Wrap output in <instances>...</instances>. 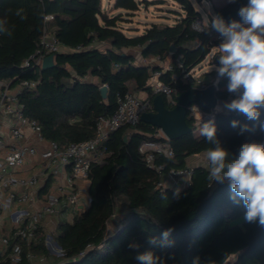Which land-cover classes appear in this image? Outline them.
<instances>
[{
	"label": "trees",
	"instance_id": "trees-1",
	"mask_svg": "<svg viewBox=\"0 0 264 264\" xmlns=\"http://www.w3.org/2000/svg\"><path fill=\"white\" fill-rule=\"evenodd\" d=\"M170 1L177 6L172 11L176 15L172 25L151 23L142 34L127 37L122 23L130 22L141 6L164 1L114 0L110 12L124 13L112 15L104 10L102 0H0V19L7 20L12 33H0V80L36 83L33 89L23 91L19 100L25 116L36 121L47 141L60 149L87 141L95 136L97 119L115 112L119 96L131 91L144 92L152 102L155 95L150 83L154 73H158L159 81L174 88V100L193 87L191 72L216 43L207 32L192 28L200 14L191 0ZM247 3L248 0H230L213 4L211 19L219 15L226 24L243 23L238 12ZM18 9L24 10L27 19L21 20L15 14ZM46 16L52 19L45 21ZM208 29L215 30L211 24ZM45 33L54 35L68 52L54 53L52 68H23ZM135 48L140 50L142 60L158 59L168 62L169 68L142 66L132 55L123 53ZM209 76L218 79L217 100L229 99L231 95L225 89L227 77H220L216 70ZM90 77L98 83L85 81ZM101 86L107 89L105 99L100 94ZM162 98L164 106L172 109L173 105ZM233 120L239 122L236 127L232 126ZM185 121L192 132L169 141L173 157L155 160L164 164V171L187 169L188 158L216 146L200 132L194 134L195 119L188 113ZM213 121L216 138L228 151L229 159L235 158L245 143H264V107L256 120L231 111L217 113ZM244 125L248 130L241 132ZM156 132L157 128L139 121L111 133L103 163L92 165L89 171L88 208L78 211L71 222L57 225L53 239L62 255L54 256L48 251L45 234L40 230L38 243L19 242L24 256L22 264H28V254L56 264H138L135 256L149 250L165 264H192L195 257H200L201 264L209 260L216 264H264V226L258 221L243 220L246 208L242 202L237 204L231 199L229 182L211 184L206 166L191 169L179 198L174 196L173 188L159 185L161 175L148 168L138 152L141 141ZM238 221L242 242L228 252L213 248L216 240ZM169 228L174 229L169 237L172 243L160 246L162 233ZM150 237L158 243L150 244ZM133 242L139 248H129ZM232 254L238 256L230 262Z\"/></svg>",
	"mask_w": 264,
	"mask_h": 264
},
{
	"label": "built area",
	"instance_id": "built-area-1",
	"mask_svg": "<svg viewBox=\"0 0 264 264\" xmlns=\"http://www.w3.org/2000/svg\"><path fill=\"white\" fill-rule=\"evenodd\" d=\"M51 19V16L44 18L45 21ZM208 27L203 28L201 20L192 24L195 31L207 32L208 38L216 45L222 43L223 37L220 33L209 30ZM62 49L54 35L45 33L36 51L24 61L22 67L29 69L41 65L44 57L62 52ZM35 85V82L29 80L15 84L11 79L0 80V218L7 224V230L0 236V245L5 249L7 264H22L24 256L19 242L26 244L37 242L38 232L46 217L58 215L63 208H69L75 211V214L78 212L77 205L81 190L76 188V183L77 181L89 182L91 166L103 163L105 145L110 134L124 125H136L140 121L141 114L152 111V102L147 97L140 98L137 93L128 92L117 98V107L111 116L97 119L93 138L79 143H70L60 149L56 143L44 138L41 127L36 121L24 114V105L20 102L19 96L23 91L33 89ZM150 88L153 95L164 96L169 104L175 105L174 88L159 81L158 73L152 75ZM238 95L232 97V100ZM217 107L219 111L216 110ZM229 112L231 111L218 103L208 112L203 111L198 105H192L187 109L189 116L195 119V127L199 129L203 123L213 121L217 113ZM138 152L143 155L148 168L165 176L166 182L160 180V186L166 187L165 184L175 186L178 179L184 177L189 180L190 168L164 171V164L155 162L158 158L173 157L169 140L160 130L157 129L152 136L143 139L138 146ZM35 156L39 157V168L29 176H20V167L29 158ZM60 167L69 168L66 178L68 189L56 186L55 191L45 195L43 204L38 209H33L32 202L38 188L43 185L44 179L58 175ZM20 189L22 190L18 192ZM86 202L90 203L88 196ZM54 242L50 234L45 235L46 248L59 257L62 253ZM25 259L28 264H33L38 257L28 254Z\"/></svg>",
	"mask_w": 264,
	"mask_h": 264
},
{
	"label": "clouds",
	"instance_id": "clouds-1",
	"mask_svg": "<svg viewBox=\"0 0 264 264\" xmlns=\"http://www.w3.org/2000/svg\"><path fill=\"white\" fill-rule=\"evenodd\" d=\"M23 9H18L16 15L21 20L27 19ZM238 15L243 23L232 21L226 24L223 18L216 15L211 20V26L223 37L222 43L213 49L219 55V67L216 69L220 77H227V89L239 93L238 98L225 103L224 108L244 114L249 120L260 116L264 107V0H248L247 5L239 9ZM209 20H203V28H207ZM244 25H248L245 27ZM202 30V28H201ZM0 33L11 36L7 20L0 19ZM219 111V107L216 109ZM238 121L233 120L236 127ZM264 129V124L261 125ZM248 130L244 125L241 132ZM200 133L210 144L216 145L206 151L208 180L211 182H229L231 199L237 204L243 203L246 208L245 220L257 222L264 226V143H245L235 158L229 159V153L222 148L216 138L214 121L203 123ZM210 184V185H211ZM180 189L174 193L179 198ZM174 229L169 228L162 233L160 246H168L172 242L169 237ZM149 243H158L155 237L149 238ZM129 248L137 249L139 245L130 243ZM138 264H165L164 260L153 251H145L135 256ZM192 264H201L200 257H195ZM206 264H216L207 261Z\"/></svg>",
	"mask_w": 264,
	"mask_h": 264
},
{
	"label": "rangeland",
	"instance_id": "rangeland-1",
	"mask_svg": "<svg viewBox=\"0 0 264 264\" xmlns=\"http://www.w3.org/2000/svg\"><path fill=\"white\" fill-rule=\"evenodd\" d=\"M143 1V0H140ZM149 3L154 0H145ZM164 2H160L159 4H149L146 8L144 6H141L139 11L133 16L130 20V23H122V27L124 30V34L127 37H133L137 36L139 34L143 33L144 28L146 25L151 23H159L163 22L164 24H172L171 22L175 19V14L172 12L173 10H177V6L173 4L170 0H163ZM166 1V2H165ZM230 0H204L202 2H199L198 0H191L192 4L194 5L195 9L200 14V20L203 23V20L205 17L209 20V25L211 24V7L213 4L219 5V4H225L229 2ZM110 2V3H109ZM113 2V0H103L102 6L104 9H106L108 12H110V4ZM121 12V11H120ZM123 12V11H122ZM115 14V12H110L109 14ZM162 15V16H161ZM246 27L248 25H245ZM130 28V29H129ZM129 29V30H127ZM219 45H216L217 47ZM213 47V49L215 48ZM213 49L210 51V53L205 57V59L191 72V78H192V84L194 88L200 87L202 85H217L218 79H211L209 76V73L213 70H216L219 66L213 64V58L215 57V54L213 52ZM127 51V50H124ZM140 60V58H139ZM145 63L149 64L150 66H157L161 67L163 69H167L169 67L168 62H160L157 60L153 61H145ZM87 81V80H85ZM225 89L228 91L227 86L225 85ZM228 93L231 95V98H229L226 102L219 101L218 104L222 105L224 107L225 103H228L232 101V97L236 96L238 93ZM226 109V108H225ZM198 117V114H197ZM201 129L199 127H196L194 129V134H197L200 132ZM196 163L199 164H205L207 166L208 162L207 160L197 159ZM245 220V218L243 219ZM242 242V234L240 230V221L235 223L231 229L225 233L224 235L220 236L215 244L213 245V248L220 250L222 252H228L234 247L238 246ZM235 254H232L229 256L228 261H234Z\"/></svg>",
	"mask_w": 264,
	"mask_h": 264
},
{
	"label": "crops",
	"instance_id": "crops-1",
	"mask_svg": "<svg viewBox=\"0 0 264 264\" xmlns=\"http://www.w3.org/2000/svg\"><path fill=\"white\" fill-rule=\"evenodd\" d=\"M102 2H103V0H102ZM113 2H114V0H113ZM113 2L110 4V7L112 6ZM104 10H106V9H104ZM117 13H120V11H115V14H117ZM121 13H124V12L121 11ZM174 22H175V20H173L171 23L173 24ZM128 23H130V22H128ZM155 24H164V23L159 22V23H155ZM172 24H170V25H172ZM129 29H127V30H129ZM123 32H124V30H123ZM126 50L127 51L123 50V53L132 55L140 65H142V66L149 65V64L145 63L144 60L141 59V57L139 55L140 50L138 48L126 49ZM62 52H68V50L66 48H63ZM139 58H140V60H139ZM150 61H153V60H150ZM86 80H87V82H90V83H94V84L98 83V80L95 78L90 77V78H87ZM131 92L137 93V95L140 98H146L147 97V95L144 92H137V91H131ZM224 102H226V101H224ZM205 153L206 152L198 154V155H194V156L188 158L187 159V168L192 169L195 167H206L205 164L196 163L197 159L206 160ZM38 165H39V157L35 156L32 158H29L26 161V163L22 167H20V169H19L20 176H23V177L29 176L31 173H33L34 171H36L39 168ZM68 174H69V168L68 167H66V168L60 167L58 175L51 176V177H48L47 179H44L43 185L38 188V190L34 196V201L32 202V208L38 209L43 204L45 195L49 192L55 191L56 186H61L65 189L67 187L66 178H67ZM160 180L165 183L166 182L165 176H161ZM187 183H188V180L184 177V178L178 179L177 184L175 186H172L170 184H165V186L169 187V188H173L174 190H177V189H182L184 186H186ZM88 186H89V182H86V181H77V183H76V188L81 190V192L79 194V202L77 205L78 211L85 210L88 208L89 204L86 202V197L88 196V193H87ZM67 189H68V187H67ZM21 190L22 189L18 190V192H20ZM74 214H75V211L73 212V210H71L69 208L68 209L63 208L62 211L58 215L46 217L44 219V221L42 222L41 230H43L45 235L50 234L52 237H54L56 234V228H57L58 223L59 222H71ZM6 230H7V224L5 223V221H3V219L0 218V236L2 234H4ZM35 243H38V240ZM48 251L52 255L55 256V254H53V252L51 250L48 249ZM4 254H5V249L0 245V264H3L4 262H6L5 261L6 258H5ZM37 257H38V259L33 264H56V263L51 262V260H45L40 256H37Z\"/></svg>",
	"mask_w": 264,
	"mask_h": 264
},
{
	"label": "water",
	"instance_id": "water-1",
	"mask_svg": "<svg viewBox=\"0 0 264 264\" xmlns=\"http://www.w3.org/2000/svg\"><path fill=\"white\" fill-rule=\"evenodd\" d=\"M198 1L202 2L204 0ZM213 64L219 65V55L213 58ZM53 66V55H48L42 59L41 69H49ZM227 85L228 82L226 83ZM216 91L217 85L214 84L207 85L205 88L192 87L176 96L175 105L172 109H167L164 106V100L161 95H155L152 100V111L141 114L140 122L157 128L169 141L186 136L192 132V129L187 126L185 121L188 107L198 105L207 111L214 109L218 103L215 95ZM100 94L103 99L106 98V86L100 87ZM123 140H126V136L123 137ZM237 256H235V260Z\"/></svg>",
	"mask_w": 264,
	"mask_h": 264
}]
</instances>
